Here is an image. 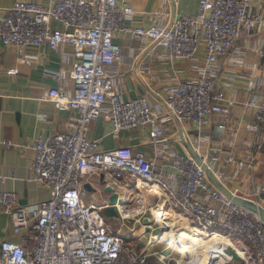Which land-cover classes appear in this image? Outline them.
Segmentation results:
<instances>
[{"label":"built area","instance_id":"obj_1","mask_svg":"<svg viewBox=\"0 0 264 264\" xmlns=\"http://www.w3.org/2000/svg\"><path fill=\"white\" fill-rule=\"evenodd\" d=\"M252 1L198 0L195 16H183L168 28L126 27L125 21L135 14L127 0H54L51 5L20 1L6 10L0 20V42L53 51L72 49L75 61L69 77L75 90L70 94L61 86L52 88L48 98L58 110H74L77 118L71 131L39 136L31 146L32 179L50 190L48 200L26 206L14 192L0 191V210L22 242L3 240L0 264H149L147 248L127 250L119 231L113 232L105 222L101 207L82 197V178L95 172L110 173L126 183L134 181L136 188L141 182V188L155 194L156 207H167L194 229L220 231L236 239L237 246L230 248L245 264H264V223L210 183L193 158L174 156L173 175L169 176L142 151L129 147L101 150L96 140L86 136L90 124L106 115L113 134L148 127L155 150L165 139L161 116L143 97L124 99L108 71L120 57L116 33L129 34L135 41L147 38L181 60H192L203 48L202 74L196 79H179L163 106L179 121H191L201 128L209 125L213 116H222L224 121L217 126L221 131L237 104L251 109L256 126L252 141L245 144L239 157L229 155L223 162L235 163L253 181L264 150V80L248 85L246 97L239 102L218 87L210 70L236 46L243 30L264 31V16L252 11ZM54 24H60L61 29ZM56 78L63 76L56 74ZM106 104L109 109L105 113ZM221 159L216 155L206 165L224 185L222 173L216 170ZM229 192L260 205L264 181L245 195ZM208 264H216L215 259Z\"/></svg>","mask_w":264,"mask_h":264},{"label":"crops","instance_id":"obj_2","mask_svg":"<svg viewBox=\"0 0 264 264\" xmlns=\"http://www.w3.org/2000/svg\"><path fill=\"white\" fill-rule=\"evenodd\" d=\"M20 1L45 5L54 3V0H0V20L8 8ZM127 2L135 11L132 18L125 21V26L129 28L152 25L168 28L173 21L183 16H195L198 11V0ZM252 11L264 16V0H253ZM158 12L160 15H157ZM54 27L61 29L60 24H54ZM114 41L120 47V57L108 68L113 81L124 99L143 97L148 101L152 110L161 116L165 139L155 150L150 145L148 127L121 130L118 134H113L112 124L106 115H101L90 124L86 133L89 139L96 140L101 150L129 147L142 151L147 158L155 159L162 165L169 176L173 175L171 162L176 155L193 158L192 154H196L204 158L205 164L212 157L220 156L222 159L216 164V170L223 175L224 185H221L228 191L236 190L239 195L250 193L254 186L264 181V150L259 155L253 181L249 180L245 171L235 163L223 162L229 155L239 157L245 144L252 141L256 126L251 109L237 104L222 131L217 127L224 121L222 116H213L210 124L201 128L191 121H179L165 111L162 101L170 96L176 82L182 78L196 79L202 74L203 48L198 50L192 60H181L172 57L166 48L154 45L147 38L135 41L129 34L116 33ZM74 61L73 51L68 47L53 51L48 48L17 47L0 42V191L14 192L21 205L33 206L48 200L51 195L47 187L32 179L31 146L39 136L65 133L74 128L77 113L74 110H58L48 98L49 90L59 86L70 94L74 92L75 86L69 77ZM210 70L218 87L241 102L246 97L248 85L264 80V31L243 30L236 46L227 56L212 65ZM56 74H61L63 78L57 79ZM103 108L106 113L109 105L106 104ZM262 132L264 133V128ZM207 180L215 184L209 176ZM81 183L82 197L101 207L103 218V211L109 207L110 195L118 194V201L114 206L116 215L111 211L107 213L108 216L114 215V218L121 219L119 235L123 238L127 250L139 252L146 247L147 254H150L149 264H179L176 257L172 256L170 248L159 245L158 239L166 230L164 221L157 220L150 210L130 217L120 213L121 209L130 210L144 204V198L150 196L154 199L147 200L151 206L155 205L156 214L161 219H166L169 215L167 219L179 221L181 225L182 220L167 207H156V196L153 192H146L139 186V182L138 189L134 181L126 183L115 180L110 173L103 172L86 175ZM107 188H111V193L105 191ZM121 192L126 195L123 202L119 201ZM97 193L100 198H105L103 205H98L94 199ZM259 204L264 207V195L259 199ZM145 218L149 220L145 222ZM128 220L134 221L132 227L127 225ZM3 240L22 243L21 238L12 233L9 217L0 210V243ZM232 242L234 247L237 246L236 239H232ZM229 249L232 253L226 254L233 258L232 261L226 260L225 264H245L233 249Z\"/></svg>","mask_w":264,"mask_h":264},{"label":"bare ground","instance_id":"obj_3","mask_svg":"<svg viewBox=\"0 0 264 264\" xmlns=\"http://www.w3.org/2000/svg\"><path fill=\"white\" fill-rule=\"evenodd\" d=\"M141 185H142L141 182H139V186ZM149 192H153V191H149ZM119 196H121V198L119 199L120 202L121 201L123 202L126 199V195L124 192H121ZM144 202H145L144 204H140L130 210H128L127 208H125L127 210L121 209L122 212L120 213L124 215L125 217H130L134 214L139 215L141 214L140 212H146V210H150L154 215H156L157 220L158 219L161 220L160 217L156 214V210L154 209L155 205L151 206V204L148 202L147 199H145ZM178 217L182 220V223L179 227V231L181 233H185L186 231L193 232V235L190 237L198 241V244L194 245L191 248V252H189V248L184 246L185 244H182L181 242L176 240V238L172 234L169 235V237L167 238V241L162 243V245H164L166 248L171 249L172 256L174 255V257H176V260L179 262V264H208L213 259H215V261L217 258L220 259L222 255L224 256V264H225V261L228 259V255L224 251L227 248H230L233 246L232 240L228 238V236L221 234L219 232L208 233L202 230L194 229L185 220L184 217L182 216H178ZM161 222H163V220H161ZM165 225H166L165 232H167L169 228L166 223ZM218 261L219 260L216 261V264H218Z\"/></svg>","mask_w":264,"mask_h":264},{"label":"rangeland","instance_id":"obj_4","mask_svg":"<svg viewBox=\"0 0 264 264\" xmlns=\"http://www.w3.org/2000/svg\"><path fill=\"white\" fill-rule=\"evenodd\" d=\"M148 197L149 198H144V199H151V200L154 199L153 197H150V196H148ZM94 199L97 200V204L98 205H103L102 203L105 200V198H100L99 193H97L95 195V198ZM263 209H264V207H263ZM114 215H116V214L114 213ZM114 215H112V216H106L105 215L104 216L105 217L104 220H105V222L107 224L109 223L108 225H112L113 228L110 226L111 230L113 229L112 231L113 232H116V231H119V226H120V223H121V219H119L117 216H116L117 218H114ZM168 217H170V216L167 215L166 216V219H161L160 218L161 220H163L168 225L169 230L167 232H165L164 234H162V236H161V238L159 240V245H162L163 242L167 241V238L169 237V235L172 234V235H174V237L176 238V240H178L182 244H185L184 246H186L187 248H189V252H191V248L194 245H197L198 244V241H196V240H194L193 238L190 237V236L193 235V232H191V231L190 232L189 231H186L185 233L178 232V229L180 227L179 221L178 222H175L174 219H167ZM128 221H129L128 224L126 222H125V224L129 225L130 227H132L131 224H133L134 221H131V222H130V220H128ZM158 233H159V231H157V234ZM228 238H230L232 240L231 237H228ZM227 252L232 253V251L230 249H228ZM217 260H219L218 261V264H224V256L223 255H222V257L220 259L217 258L216 261ZM150 264H151V262H150Z\"/></svg>","mask_w":264,"mask_h":264},{"label":"water","instance_id":"obj_5","mask_svg":"<svg viewBox=\"0 0 264 264\" xmlns=\"http://www.w3.org/2000/svg\"><path fill=\"white\" fill-rule=\"evenodd\" d=\"M192 157L194 158V160L197 162V164H199L206 172L207 176H209V178L212 179V181L215 183L214 185L221 190L228 198H231L232 201L238 205V206H242L246 209H248L250 212L256 214L259 219L264 223V209L261 205H257L253 202H250L248 200H244L241 197H237V196H233L228 190H226L221 184L220 182L215 179L214 175L212 174V172L209 170L208 166L202 161V159L196 155V154H192ZM103 183V181H102ZM87 187V186H86ZM107 193H111V188H107L105 190ZM118 199V194L116 193H112L110 195L109 198V202H108V209L104 210L103 212H105V215L108 216V211H111L112 213L115 212L114 206L116 204V201ZM149 219L145 218L144 221L147 222Z\"/></svg>","mask_w":264,"mask_h":264}]
</instances>
